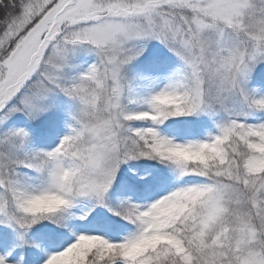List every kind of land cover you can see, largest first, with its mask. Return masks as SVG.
I'll return each mask as SVG.
<instances>
[{
	"label": "snow or ice",
	"instance_id": "1",
	"mask_svg": "<svg viewBox=\"0 0 264 264\" xmlns=\"http://www.w3.org/2000/svg\"><path fill=\"white\" fill-rule=\"evenodd\" d=\"M0 264H264V0H0Z\"/></svg>",
	"mask_w": 264,
	"mask_h": 264
}]
</instances>
